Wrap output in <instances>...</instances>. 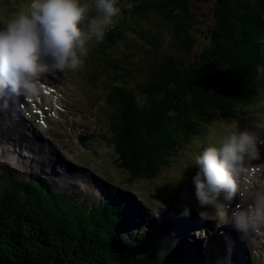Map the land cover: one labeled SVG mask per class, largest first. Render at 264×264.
Returning a JSON list of instances; mask_svg holds the SVG:
<instances>
[{"label":"trees","instance_id":"obj_1","mask_svg":"<svg viewBox=\"0 0 264 264\" xmlns=\"http://www.w3.org/2000/svg\"><path fill=\"white\" fill-rule=\"evenodd\" d=\"M192 1L199 0H117L131 7H122L115 26L96 41L95 52L111 56L101 69L107 73L102 100L113 160L129 182L169 168V158L204 125L233 117L264 85V0H215L198 53L192 51ZM154 17L169 30L176 53L166 49L159 29L140 24L156 25ZM130 30L139 37L140 61L111 55ZM117 207L90 208L34 177L20 182L0 174V263L181 264L186 242L168 246L164 255L155 242L146 254L142 237L125 234L128 218ZM119 243L129 258L117 253Z\"/></svg>","mask_w":264,"mask_h":264},{"label":"rangeland","instance_id":"obj_2","mask_svg":"<svg viewBox=\"0 0 264 264\" xmlns=\"http://www.w3.org/2000/svg\"><path fill=\"white\" fill-rule=\"evenodd\" d=\"M83 2L92 6V11L89 13L88 19L83 22V26L87 30L89 20L96 17L98 13L95 11L92 0H83ZM32 3L33 0H0V28L15 15L29 12ZM214 4L215 0L192 1L190 4L191 12L196 16V21L190 27V32L194 37L193 52L198 53L201 50L202 44L205 43L208 25L212 23L213 19L212 9ZM116 6L118 7V4ZM154 18V21H157L155 22L157 26L154 25V27L161 31L164 42L170 46L172 52L176 53L177 51L172 45V36L169 34V30L164 29L165 27L161 25L162 23L156 17ZM133 34L134 32L130 31L128 35L131 36ZM135 40V35L134 39L125 36V38L119 41L120 43L112 48L111 55L113 57L118 56L119 59L127 55L129 60L140 61L137 57L140 58L142 56V50L140 49L139 53L138 46L134 45ZM145 46L148 50L151 49L149 44ZM86 56L83 57V67L79 70L57 71L54 74L46 75L45 77L47 79L42 82L48 84L51 89L55 90L57 103L61 106L60 116L57 117L56 113L53 114V112L49 111L47 108L48 103L43 100V94L39 90L35 100V106L36 109L42 112L41 114L34 112L35 119L29 117L26 121L27 123L25 122L29 130L24 133L28 135L35 133V135L45 138L48 141L45 140L47 145L56 155L54 158L61 162L60 165H55L50 171L47 162L43 164V167L40 166V163L36 166V169L40 168L38 170L40 175H42V172H45V176H47L48 171L55 173V177L45 179L46 183H53V190L55 192L64 193L71 198L88 199L91 205L102 204L111 198L109 202L118 203L119 215L122 218H128L125 225L126 235L136 233L141 228L144 230L149 227L145 241H150L151 244L158 237L154 236L156 232L154 227H164L166 216L182 218L184 222L181 225L184 226L182 231L186 230L187 233L184 234L185 236H181H183L184 244L185 239L189 243V249H187V253L184 255V260H193L196 257H199L198 260H200L201 257L202 264H212L213 261L210 262V258L216 257L215 247H217V244L219 246L222 245V239L227 237L226 231L227 227H229V232L233 231L235 238H237L236 242L241 244L245 243L244 245L248 247V255L246 257L247 259L250 256L252 257L250 264H259L258 260L264 261V254L253 248V241L250 239L249 233L245 235L238 232L230 222L218 225L217 219L213 218L215 216L214 212L218 210L224 211L225 206L228 204L231 205L232 209H235L238 204L242 205V203H245V196H241L240 192H237L229 201L225 199V194L221 193L218 199L219 209L207 207L208 212L206 214L204 212L199 214L197 206H194V208L189 207L192 198L186 196L188 191L195 192L194 183L180 188L185 182V176L193 179L199 171L196 158L202 154L206 147L213 144L218 146L220 141L234 130L233 125H236L240 131L244 129L258 130L260 134L264 130L261 129V126L264 125V86L260 87L255 96L248 101L245 107L239 109V112L233 117L217 118L211 121L209 125H204L199 139L196 138L191 141L189 145H186L188 146L187 148L182 149L181 152L178 151L169 158V168L161 170L152 179L129 182L125 178V173L116 168L114 163V160L116 161L114 159L115 155L109 148L111 142L108 139L109 133L107 128L109 111L106 109L102 100V87L107 81V73H102L101 69L107 70L108 64L112 63V61L108 56L102 55L99 51L95 55L93 54V56H90L86 52ZM126 64L129 65L128 63ZM128 79L132 81L131 77H128ZM12 98L14 100L15 110H13L11 118L12 120L20 122V116L26 119L16 110L17 105H19L18 103L22 101L21 96L11 91L6 92L4 87H0V109L3 108L4 103L8 99L12 100ZM58 100H62V102ZM38 120L46 122L47 127L43 129L38 126ZM11 125L13 124L11 123ZM18 125L16 128L21 127L19 123ZM34 128L38 132L34 131ZM79 135L88 138L80 143ZM260 135L261 138H264V134ZM66 137L69 139L67 140ZM28 138H31L30 135ZM16 154H18V148H11L10 145L0 150L1 158L9 157V162L5 165L0 163V174L4 175L7 179L16 178L21 182L27 178V174L18 176L12 172V170L18 167L12 160ZM259 158L264 160V146H259ZM262 171L264 172V168ZM103 174L112 178L114 182L107 180V178L103 177ZM56 175L61 180L59 181L60 183L55 179ZM170 191H178V195L172 194L170 198L168 196L169 204L168 202L165 204L163 196L165 198L169 195ZM162 193L164 194L163 196L161 195ZM105 194H114L116 196L109 197ZM192 197L196 199V197ZM222 200L227 201V204L221 202ZM201 208L203 210L206 207L201 206ZM186 209L187 212L185 211ZM140 214L141 217L138 218L137 215ZM194 219L199 220L201 224L197 226L195 223L193 225L189 223L192 220L195 221ZM133 222H135L134 226L132 225ZM166 235L171 236L170 233ZM177 236L179 237L178 231ZM175 240L176 238L172 235L167 240V243L163 241L166 245L163 247L167 248L171 244L177 245V240ZM191 242H196L198 246L191 245ZM260 243L264 250V236L262 235L260 236ZM226 245H232L229 248H233L231 254H235L233 255L234 263H241L242 258L235 253V245L230 241H226ZM163 247L160 251L165 253L166 251L164 252ZM217 248H224V245L223 247Z\"/></svg>","mask_w":264,"mask_h":264},{"label":"clouds","instance_id":"obj_3","mask_svg":"<svg viewBox=\"0 0 264 264\" xmlns=\"http://www.w3.org/2000/svg\"><path fill=\"white\" fill-rule=\"evenodd\" d=\"M116 5L117 0H94L98 15L85 30L83 22L92 6L83 0H33L29 12L15 15L0 28V87L32 96L46 75L82 68L87 40L94 36L97 42L103 41L104 29L119 12ZM233 129L218 146L206 147L196 158L195 196L202 207L219 209L221 193L230 201L240 192L250 200L247 206L238 204L232 209L228 204L213 218L218 225L230 222L245 235L250 231L264 234L260 231L264 228V179L245 167L246 160L259 158L264 138L258 130L240 131L236 125Z\"/></svg>","mask_w":264,"mask_h":264},{"label":"bare ground","instance_id":"obj_4","mask_svg":"<svg viewBox=\"0 0 264 264\" xmlns=\"http://www.w3.org/2000/svg\"><path fill=\"white\" fill-rule=\"evenodd\" d=\"M43 80H45L44 77H43ZM47 85L48 84H46L43 88H41V93L43 94V100H45L48 103V105L50 106V110L53 108V110H55V112L59 115V110H58L59 105L57 104V99H55L51 96L50 90L46 87ZM4 90L6 92H10L7 87H4ZM43 91L45 93H43ZM37 95L38 94L32 95L29 102H25L23 100V102L21 103L22 107H23L21 109V111L24 114H32L31 113L32 108H33V105L36 103L35 100H36ZM16 109H17V107H16ZM13 110H15L13 98H12V100L8 99L4 103L3 108L0 109V121H1V124H0V128H1L0 129V150H2V148L9 147V145L11 146V148H15V147L18 148L17 157L13 156V158H12L13 162L18 167H16V169L12 170V172L18 176L27 174L28 169L30 167L31 160L35 157L34 156L35 154H37L38 159H41L42 161L47 162L49 167H52L53 165H60L61 162L58 161L56 158H54V157H56V155H55L54 151H52L49 148L45 139H41V137L39 135H35V133L29 134L30 137L32 138L31 139V138H28V136H29L28 134H25V133L19 131L21 128L24 127L22 120H20V122H14L13 125H11V123L13 122V120L11 118V114H13ZM143 112H145V111H143ZM18 123L20 124L21 127L16 128L17 126H19ZM39 126L43 129L46 127V125H44V124H41V125L39 124ZM13 130H15V131L13 132ZM25 130H27V127H25ZM260 134H264V130H262ZM25 138H27V140H25ZM22 140H23V144H21ZM32 140H34L33 145H30L29 143H27L28 141H32ZM11 141H12V143H11ZM36 147H37V150H34ZM7 162H9L8 156L0 159V163L3 165H5ZM26 165H28V166H26ZM64 166H65V164H64ZM245 167L249 168L252 171V173H254V176L257 178H262L264 176V172L262 171V169L264 168V160L263 159L258 158V159L251 160V161L246 160ZM65 171H66V168H65ZM47 174L50 176L54 175V174L50 173L49 171L47 172ZM55 179L58 182L61 181L58 176H56ZM262 179H264V178H262ZM242 180H243V177H242ZM243 190H244L243 184H241V191H243ZM109 196H113V195L110 194ZM109 199H111V198H109ZM244 199H245L244 200L245 203H242L241 206H247L248 202H250V200H248L246 198V196L244 197ZM214 214L216 215V212H214ZM137 217L140 218L141 214L137 215ZM137 220H140V219H137ZM194 220L195 221L192 220V222H189V223H192V225H193V223H195L197 226L201 224V222L199 220H197V219H194ZM181 225H182V223L179 225L178 232H179L180 237H183L181 235L186 234L187 231L186 230L182 231L184 226H181ZM228 228L229 227H227V231H226L227 237L225 239H222V241H223L222 245L219 246V244H217V247H223V245H224V248L218 249L217 247H215L216 248V251H215L216 257L210 258V262L213 261L212 264H250V259H252V257L250 256V258H248V259L246 257V255H248L247 254L248 247H246L244 245L245 243L241 244L239 242H236L237 238H235L234 232L233 231L229 232ZM260 231H261V233H264L263 228H261ZM167 233H169V232H167ZM261 235L264 236V234H257L254 231L249 232V237L253 241V248L259 250L262 254H264L263 247L261 246V243H260V236ZM164 238L167 241L169 238V235H165ZM226 241H230L235 245V253H237V255H240V257L242 258L241 263H234L233 255H235V254H231V252H233V248H229L232 245H226ZM227 254H228V256H227ZM258 262H259V264H264V261L258 260Z\"/></svg>","mask_w":264,"mask_h":264},{"label":"water","instance_id":"obj_5","mask_svg":"<svg viewBox=\"0 0 264 264\" xmlns=\"http://www.w3.org/2000/svg\"><path fill=\"white\" fill-rule=\"evenodd\" d=\"M39 170V169H38ZM38 170L37 171H35V174H36V176L39 178H42V179H47L48 177H55L54 175H52V176H45V172H42V175H40L39 174V172H38ZM43 170V169H42ZM11 180H15V181H19L18 179H16V178H13V179H11ZM89 201V200H88ZM90 202V201H89ZM182 223V221L181 220H174V219H172V218H168V221H167V226H166V228H164L163 230H157L155 233H154V236L155 237H157V239H158V243H159V246H160V248H162L163 246L165 247L166 245H165V243L164 242H166L167 243V241H166V239L164 238L165 237V235H166V233L168 232V231H171L172 232V235L174 236V237H177V233H176V231H178V228H179V225ZM170 227V228H169ZM162 231H164V232H162ZM153 234V233H152ZM164 241V242H163ZM144 250H143V252H145L146 254H148L149 253V251L151 250V247H152V244H151V242L150 241H144ZM192 245L193 246H198V244L197 243H192ZM117 253H121L122 255H123V257L124 258H129L131 255H130V250H128V248L127 247H124L123 246V244H121V243H119L118 244V247H117ZM198 258L199 257H196V258H194L193 260H186V261H184V263L183 264H202V258L200 257V260H198ZM141 260H143V258L141 257ZM0 264H9V263H0Z\"/></svg>","mask_w":264,"mask_h":264}]
</instances>
